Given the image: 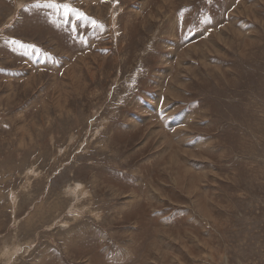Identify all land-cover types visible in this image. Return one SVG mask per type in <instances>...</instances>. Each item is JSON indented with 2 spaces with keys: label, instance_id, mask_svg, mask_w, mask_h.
Returning <instances> with one entry per match:
<instances>
[{
  "label": "rangeland",
  "instance_id": "1",
  "mask_svg": "<svg viewBox=\"0 0 264 264\" xmlns=\"http://www.w3.org/2000/svg\"><path fill=\"white\" fill-rule=\"evenodd\" d=\"M68 2L0 0V264H264V0Z\"/></svg>",
  "mask_w": 264,
  "mask_h": 264
},
{
  "label": "snow or ice",
  "instance_id": "2",
  "mask_svg": "<svg viewBox=\"0 0 264 264\" xmlns=\"http://www.w3.org/2000/svg\"><path fill=\"white\" fill-rule=\"evenodd\" d=\"M34 8H46L51 9L54 13L63 19L65 24L71 23V31L75 32L78 27L91 26L93 29L104 30V25L98 22L93 17L89 16L87 13L83 12L81 9L75 7L73 3L68 2H58V0H44L43 4L37 0V3L33 4ZM81 43H86L84 38H81ZM8 43L17 45L20 48L25 49V55H36L39 59L41 56L47 57L49 54L44 52L42 49L38 48L34 44H24L19 40L12 39Z\"/></svg>",
  "mask_w": 264,
  "mask_h": 264
},
{
  "label": "bare ground",
  "instance_id": "3",
  "mask_svg": "<svg viewBox=\"0 0 264 264\" xmlns=\"http://www.w3.org/2000/svg\"><path fill=\"white\" fill-rule=\"evenodd\" d=\"M93 1H94V0H93ZM147 5H148V4H147ZM144 14H145V13H144ZM149 14H150V13H149ZM145 18H146V17H145ZM154 20H155V19H154ZM221 32H222V31H221ZM225 32H226V31H225ZM227 35H228V34H227ZM228 37H229V36H228ZM227 39H228V38H227ZM227 39H226V40H227ZM195 51H196V50H195ZM260 114H261V113H260ZM41 116H42V115H41ZM59 225H60V224H59Z\"/></svg>",
  "mask_w": 264,
  "mask_h": 264
}]
</instances>
